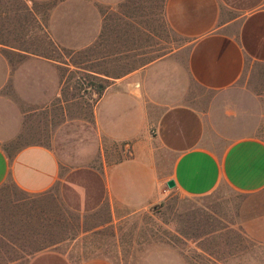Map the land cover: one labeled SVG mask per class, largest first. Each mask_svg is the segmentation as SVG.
I'll use <instances>...</instances> for the list:
<instances>
[{
    "label": "crops",
    "instance_id": "obj_1",
    "mask_svg": "<svg viewBox=\"0 0 264 264\" xmlns=\"http://www.w3.org/2000/svg\"><path fill=\"white\" fill-rule=\"evenodd\" d=\"M24 1L30 9L46 10L41 25L59 54L0 45V187L10 181L39 195L58 186L71 211L89 214L106 206L118 220L172 195L201 199L227 189L242 196L237 209L242 239L264 246V102L258 106L249 95L233 101L242 95L235 86L247 64H264V0H166V23L187 48L185 74H171L165 60L117 76L84 70L102 82L92 110L100 164L77 167L46 145H23L12 153L5 148L21 136L24 109L60 99L64 68L79 70L63 63L61 51L73 56L96 50L104 29L101 8L115 0ZM164 78L174 83L166 89L171 95L163 93ZM191 85L213 98L191 99ZM27 264L74 263L44 251ZM79 264L114 263L93 258Z\"/></svg>",
    "mask_w": 264,
    "mask_h": 264
},
{
    "label": "rangeland",
    "instance_id": "obj_2",
    "mask_svg": "<svg viewBox=\"0 0 264 264\" xmlns=\"http://www.w3.org/2000/svg\"><path fill=\"white\" fill-rule=\"evenodd\" d=\"M165 2L115 0L101 8L104 29L92 50L95 53L85 49L72 56L68 50L61 51L63 63L81 71L67 73L64 68L60 99L46 108L24 109L21 136L6 151L41 144L53 148L71 167L98 166L100 149L92 110L99 96L96 85L102 82L97 83L84 70L98 68L117 76L165 60L171 74H185L187 48L165 21ZM38 8L30 9L24 0H0V45L58 56L41 25L46 10ZM103 52L108 57L103 58ZM161 67L156 68L158 73ZM167 78L162 79V89L171 95L167 87L174 83ZM235 91L242 95L233 101L249 95L261 105L264 64H247ZM5 93L13 94L9 89ZM189 94L191 99L198 94L209 102L214 96L196 92L193 85ZM235 108L232 110L238 111ZM241 200L242 196L227 189L201 199L172 195L163 204L118 220L106 206L89 214L71 211L58 186L33 195L7 182L0 187V264H27L44 251L60 253L74 264L93 258L114 264H264V246L246 242L238 230Z\"/></svg>",
    "mask_w": 264,
    "mask_h": 264
},
{
    "label": "trees",
    "instance_id": "obj_3",
    "mask_svg": "<svg viewBox=\"0 0 264 264\" xmlns=\"http://www.w3.org/2000/svg\"><path fill=\"white\" fill-rule=\"evenodd\" d=\"M164 9H165V4H164V7H163V13H164V18H165V12H164ZM166 21V20H165ZM172 31V30H171ZM173 32V31H172ZM96 89H97V94H100L102 89H100V86L97 84L96 85ZM8 183H10L11 185H13L14 187H16L12 182L8 181ZM17 188V187H16ZM158 207V206H156Z\"/></svg>",
    "mask_w": 264,
    "mask_h": 264
},
{
    "label": "water",
    "instance_id": "obj_4",
    "mask_svg": "<svg viewBox=\"0 0 264 264\" xmlns=\"http://www.w3.org/2000/svg\"><path fill=\"white\" fill-rule=\"evenodd\" d=\"M167 187H168L169 189H172V188L174 187V183H173L172 181H169V182L167 183Z\"/></svg>",
    "mask_w": 264,
    "mask_h": 264
}]
</instances>
